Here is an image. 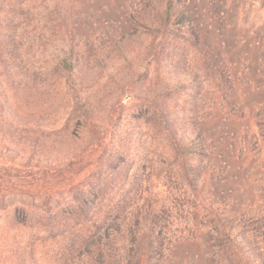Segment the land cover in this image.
<instances>
[{"label": "trees", "instance_id": "1", "mask_svg": "<svg viewBox=\"0 0 264 264\" xmlns=\"http://www.w3.org/2000/svg\"><path fill=\"white\" fill-rule=\"evenodd\" d=\"M240 3L130 0L126 30L112 32L114 37L95 46H71L44 70L24 63L18 34L25 28L22 23L4 31L0 200L9 198L3 208L12 211L13 226L33 231L21 247L1 242L0 264H39L34 244L57 235H66L67 243L56 264H169L180 245L203 241L212 242L208 264H264L258 241L262 220L253 203L217 198L208 205L199 193L211 168L228 167L222 159L228 147L216 148L204 121L208 110L220 112L230 105L232 67L219 57L228 51L218 37L234 36L239 16H247ZM202 43L208 46L200 53ZM192 50L196 58L190 66L186 58ZM139 55L142 59L133 68L131 60ZM104 59L123 63L119 74L130 71L127 82L136 87V97L158 129L141 137L162 151L147 152L135 166L129 151L133 132L122 137L118 131H101L92 104L99 91L92 84V70ZM109 75L119 80L118 74ZM53 84L73 103L68 117L53 125L56 131H47L48 125L27 119L39 117L27 105L35 91ZM21 89L29 92L20 102ZM176 94L184 96L181 105L169 103ZM262 109L264 100L258 121H264ZM73 116L80 131H69Z\"/></svg>", "mask_w": 264, "mask_h": 264}, {"label": "rangeland", "instance_id": "2", "mask_svg": "<svg viewBox=\"0 0 264 264\" xmlns=\"http://www.w3.org/2000/svg\"><path fill=\"white\" fill-rule=\"evenodd\" d=\"M129 1L0 0V40L5 30L11 29L13 24L22 23L25 28L21 26L18 34L24 42V63L28 67L44 70L52 65L55 55L62 54L71 46L79 49L81 45L95 46L98 41L114 37L112 32L126 30L129 20L125 11ZM198 4L200 6L202 2ZM240 5L245 8L247 16H239V27L234 36L218 37L222 45L226 46L224 50L228 51L219 57L225 58L232 67L230 105L228 108L223 107L220 112L208 110L204 121L207 123L206 132L213 138L216 148L228 147L229 152L222 155L228 167L211 168L207 179L200 184L199 193L208 205L217 198L253 203V212H258L262 220V234L258 241L264 256V121H258L256 117L259 105L264 100V50L260 48L264 47V0H242ZM14 12L15 15L18 12L21 15L14 16ZM207 46L208 43H202L199 52L203 53ZM192 51L186 58L190 66L194 65L193 59L196 58V51ZM141 59V55L138 58L134 56L132 67ZM104 62L106 65L101 63L92 70V84L99 88L92 104L100 119L101 131H118L122 137L128 131L133 132L135 138H132L129 151L133 156L132 165L135 166L147 152L155 148L158 152L162 151L160 146L151 143L145 136L141 137L144 131L158 129L150 113L146 112V104L136 97V87L127 82L130 71L124 69L119 74L117 70L124 66L123 63L113 59H104ZM176 63L183 67L181 59H176ZM110 72L118 74L119 80L112 79ZM27 92L21 89L17 93L20 102L28 95ZM29 97L32 103L28 101L27 108L37 110L39 117L27 119L48 125L47 131H56L53 125H60L68 117L67 111L73 103L54 84L40 87ZM183 99L182 94H176L169 98V103L176 101V104L181 105ZM79 125V120L73 116L69 131H80ZM139 137L141 139L137 141ZM232 143L235 144L230 147ZM8 201L9 198L0 200V207H5ZM11 214L8 208L0 209V244L8 241L21 247L24 244L22 241L33 229L13 226ZM54 232L59 233L56 229ZM65 237L57 235L51 240L37 241L34 244L37 262L56 264L67 243ZM211 243H184L169 264H208L206 254Z\"/></svg>", "mask_w": 264, "mask_h": 264}]
</instances>
